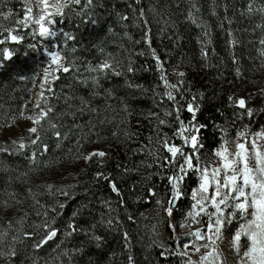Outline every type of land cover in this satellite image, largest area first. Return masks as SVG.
Wrapping results in <instances>:
<instances>
[{
	"label": "trees",
	"instance_id": "16d2710c",
	"mask_svg": "<svg viewBox=\"0 0 264 264\" xmlns=\"http://www.w3.org/2000/svg\"><path fill=\"white\" fill-rule=\"evenodd\" d=\"M30 3L34 8L35 0ZM249 3L251 13L247 11ZM261 7L264 0H93L91 5L81 0L79 5L64 8L62 16H54L52 21L59 34L54 42L63 49L66 63L74 62L75 66L69 73L55 74L59 79L41 100L43 107L53 109L42 121L46 131H40L48 152L41 155L38 151L35 164L28 157L36 146L16 154H0V233H8L0 245V252L5 253L0 255V264H129V256L133 264H184L187 258L174 253L182 250L179 245L192 239L187 232L196 224L186 221V214L193 204L191 193L199 185V174L189 173L186 177L182 184L185 195L176 202L169 218L164 211L170 199L165 175L174 169L160 167L165 153L156 154L159 145L155 141L157 130L171 135L176 122L164 116L171 108L164 97L168 89L160 80L143 37L148 31L151 47L164 62L171 83L180 79L174 71L186 73L181 89L185 97L202 94L197 120L207 127L201 133L204 147L200 156L208 162L215 159L213 151L225 138L234 140L245 126L249 139L264 130V45L260 44L264 28L258 27L264 25V13L258 11ZM9 9L13 15L7 20L0 17V23L16 28L17 34L24 36L19 44L9 41L0 45L14 51L12 59L3 60L4 67L0 68V125L11 126L20 120L13 123L12 117L22 110L24 114L32 101L33 79L36 81L43 71L44 60L37 50L28 48V44L42 41L36 35V42L31 35L35 27L23 28L15 23L24 18V0H0V11ZM141 9L143 18L139 15ZM121 16L128 19L122 20ZM61 30L76 39L65 45ZM233 40L237 41L235 46ZM73 47L75 52L71 51ZM140 52L145 55H138ZM105 59L122 75L88 71ZM129 62L136 72H127ZM93 77L99 78V85ZM129 83L143 88H130ZM233 95L246 98L248 108L254 112L252 118L231 105L228 97ZM182 118L187 121L190 115L184 112ZM160 119L170 121V125H159ZM48 120L57 128L52 129ZM56 131L61 138L54 135ZM175 143L181 141L176 139ZM94 149L108 154L102 167L95 158L91 162L76 159ZM74 161L77 166L69 168ZM99 171L111 175L119 196L108 182L96 180ZM24 186L30 188L27 198L32 204L8 214L5 203H18L25 195L21 190ZM150 188L155 196L149 194ZM157 200L163 202V207ZM60 204L65 207L61 209ZM45 221L59 229L58 236L35 249L33 245L44 235L37 226ZM69 222L79 229L70 237L65 234ZM169 222H187L190 227H177L174 234ZM233 232L225 231L228 237ZM25 233L38 235L28 239ZM92 235L103 238L100 247H96ZM13 237L17 239L13 241ZM12 248L17 255L7 256Z\"/></svg>",
	"mask_w": 264,
	"mask_h": 264
},
{
	"label": "snow or ice",
	"instance_id": "6c2138e0",
	"mask_svg": "<svg viewBox=\"0 0 264 264\" xmlns=\"http://www.w3.org/2000/svg\"><path fill=\"white\" fill-rule=\"evenodd\" d=\"M140 0H136L139 3ZM26 11L23 19L15 21L18 27L28 28L29 20L31 19V14L33 12L32 4L30 0H24ZM93 0H87V5H91ZM36 6H43L42 12L39 19L35 20V24L39 25L38 32L33 31L31 35L35 39L38 34L43 40L49 41V43L44 44L42 48V53L48 58L47 67L43 68V71L38 74L40 80L39 84L35 83L33 79V86L39 88L36 93L37 102L35 108L39 109V112L34 115L24 116L23 110L20 112L19 116H13V123L17 119H24L31 122L32 127L27 129L29 134V139L31 143L26 145L24 143V137L21 136L19 140H12V145L16 146L11 154H16L26 147L32 148L36 146L35 149L31 151L28 159L35 164L37 152L44 155L48 152V145L43 142L40 135V131H46L44 129L42 121L48 119L49 114L53 112L51 107H41V100L44 98L45 91L51 92L52 88L49 83V76H52V80L55 81L59 79L58 75H53V73H69L75 66L74 62L72 64L66 63L67 57L63 55V49H61L60 44L52 42L58 37V32L46 27L43 23L47 15L46 9L49 7L48 0H35ZM70 4H81V0H68V3H58L52 5L56 9V15H63V8L69 7ZM247 11L251 13L253 11L252 4L249 3ZM259 12L264 13V7L258 9ZM12 11L9 9L7 12L0 11V17L7 20L12 16ZM141 18L144 16V12L141 9L139 12ZM122 20L128 19L126 16L120 17ZM189 18L192 19V14L189 13ZM95 23V21H92ZM196 21L193 19L192 21ZM49 24L54 23V21L49 20ZM258 27L264 28V25H258ZM64 44L67 41H73L76 37L69 33L61 30ZM7 33V35H4ZM207 35V33H205ZM0 45H5L7 42H15L19 44L24 40V36L17 34V29L12 27H6L4 24L0 23ZM144 42L148 45L150 50V55L156 63V70L159 72L160 80L163 82L165 89H168L164 93L165 99L170 103V110H165L164 116L171 117L176 122V127L174 128L171 135L157 130L156 144L159 148L156 154L159 155L160 152L165 153L162 156V164L160 167L162 169L172 168L174 171L171 174L165 175L168 186L170 188V199H168V207H164V211L167 216L171 218L173 216V211L176 207V202L181 200L185 193L182 188V184L185 181L189 173L199 174V185L191 193V199L194 203L191 205V210L186 214V221H190L195 224H203V228H196L195 230L187 232V236L192 239L188 243H183L179 245L182 249L181 251L175 252L174 254L187 259L184 260V264H228L230 259L229 255L225 254V250L220 248L217 241H222L224 239L223 231L224 229L232 224L237 219L241 220L242 223L239 224V228L233 233L231 239L228 242L227 252L235 258L236 264H264V151H261L260 147L257 145L255 138L249 139V133L247 126L243 130L238 131L234 140L229 141L224 139L218 149L213 151V157L215 159L204 162L201 159L200 151L204 147L202 143L201 133L202 130L207 127L206 124H201L197 120V114L200 110V104L198 100H202V94L192 95L190 98L185 97L181 93V89L184 88L186 81L183 79L186 75L183 71H174L173 75L179 77L177 83H171L168 79L167 71L164 67V62L160 59L156 49L151 47V38L148 35V31L144 34ZM140 43V41H136ZM237 41L233 40L231 42L232 46H235ZM260 44L264 45V39L260 40ZM28 48L32 50H37L36 44H28ZM59 49V50H57ZM72 52L76 51V48L71 49ZM101 51H103L101 49ZM264 54V53H262ZM14 55V51L10 50L8 47L0 48V68H3V60H11ZM112 54L110 53L109 56ZM140 56H144V52L138 53ZM202 55L207 57L208 53L202 50ZM113 59H115L113 57ZM233 62L235 57H233ZM264 67V64H262ZM148 71V68H144ZM90 72H99L101 74H106L112 72L116 76L122 75V72L117 71L116 67L109 60L105 59L100 64L89 67ZM137 70L129 62L127 66V72L134 73ZM239 74V70H237ZM20 79H27V77L21 76ZM93 82L99 85V78L93 77ZM128 87L132 88H143V85H132L128 84ZM145 91H147L145 89ZM190 91V89H189ZM264 93V89H261ZM111 95V92H109ZM251 95V94H249ZM229 102L234 108L243 110L242 115H246L252 118L254 112L252 109L248 108L247 100L244 97L229 96ZM47 104V101L44 100ZM27 105H25V108ZM187 112L190 115L189 120L182 118V113ZM151 115H157L152 113ZM50 127L56 129L57 125L48 120ZM159 125L169 126L170 121L165 119L159 120ZM10 125H0V127H8ZM39 126V129L38 127ZM35 138H31L32 136ZM54 135L59 139L61 138V133L56 131ZM226 135V134H225ZM256 138L264 140V130L255 134ZM179 139L181 143H175V140ZM243 140V142H239ZM234 144L235 151H230L228 145ZM249 145L250 147L246 146ZM59 147V144L57 145ZM0 152H9L7 147H0ZM108 154L99 149H94L87 154L82 156L78 155L77 160L83 159L85 162H91L96 159L99 166H103L104 158ZM253 161L255 162V167H252ZM218 165V166H217ZM163 174V173H161ZM96 180H103L108 182L109 187L112 192L120 195V190L118 189L115 181L111 178L110 174H105L99 171L95 175ZM51 187V186H49ZM62 191V190H61ZM62 194L67 195V193L62 191ZM149 194L152 196L156 195L154 189H149ZM15 195V194H11ZM156 203L163 207V202L157 200ZM5 207H8L5 203ZM59 207L62 209L65 207L64 204H60ZM56 211V209H52ZM77 213H73L76 216ZM47 216V213H45ZM206 217V219H204ZM200 218V219H198ZM129 219H132L129 216ZM54 223V221H53ZM111 224V221L108 222ZM9 228H11V222H9ZM38 228L44 230L43 237L37 241L33 247L35 249L43 248L50 241L54 240L59 233V229L52 226V223L45 221L44 224L38 225ZM68 229L65 234L66 236H72L74 232L79 229L77 226L69 222ZM177 227L179 228H189L190 223H180L179 225L169 222V228L175 234ZM8 233H0V245L3 244L5 237ZM26 238L31 239L34 235L38 233H25ZM177 240L179 237H175ZM13 241L17 238L13 237ZM91 239L96 243V247H100L103 238L99 235H92ZM124 239L127 242V233L124 234ZM243 239V243H242ZM197 241H203V243H196ZM59 245H57V248ZM210 249V250H209ZM200 254L198 260H193L192 255ZM0 255H5V253L0 252ZM7 256H16L17 253L14 248L10 249L6 254ZM162 256L165 255L164 252L161 253ZM129 264H133V258L128 257Z\"/></svg>",
	"mask_w": 264,
	"mask_h": 264
},
{
	"label": "rangeland",
	"instance_id": "374dc122",
	"mask_svg": "<svg viewBox=\"0 0 264 264\" xmlns=\"http://www.w3.org/2000/svg\"><path fill=\"white\" fill-rule=\"evenodd\" d=\"M57 3H58V0H48L49 7L46 9V12L49 13L50 15H47L46 18H45V20L43 21V23H44V25L46 27H49V28H51L54 31H55L54 23L49 24L48 21L49 20H52V18L54 16H56V9L54 7H52V5H55ZM59 3H62V4L63 3H68V0H59ZM42 9H43V6L42 5L41 6H36V4H35L34 5V8H33V12L31 14V19L29 20V26H32L33 25L35 27L34 28V31H37V32H38V29H39V25L35 24V20L36 19H39V16L41 14H43ZM32 32H33V30H32ZM35 41L37 42V36L35 37ZM52 42H54V41H52ZM47 43H49V41H45V40L42 39V41L37 44V54H38V56L40 58H43V60H44V67H47V64L49 62L48 61V58L45 57L43 55V53H42L43 45L44 44H47ZM55 74H57V73H53V75H55ZM56 81H57V79L55 81H53L52 80V76L51 75L49 76V83H50L51 87L54 85V83ZM35 83L36 84H39L40 83L39 78L36 79ZM38 91H39V88H36L34 86L32 87V96H33L32 97V101L28 105L27 111L24 113V116L34 115V114H36V113L39 112V109H36L35 108V104H36L37 99H38L36 93ZM41 107H43L42 104H41ZM32 126H34V125H32L31 122H29L27 120H24V119H20L19 121L15 122L13 125L5 128V129H1L0 130V147H7L9 149V152L8 153H12L14 151V149L16 148V146L12 145L11 141L14 140V139L15 140H19L21 136H23L25 138L24 139V143L26 145H29L31 143V140L29 139V134L27 132V129L29 127H32ZM37 127L39 129V126H37ZM31 138L34 139L35 136L33 135ZM253 138L256 139L257 145L260 147L261 151H264V140L259 139V138H256L255 135L252 138H250V140L253 139ZM239 142H243V140H241ZM246 146L250 147L249 145H246ZM228 147H229L230 151H235L234 144H231L230 143L228 145ZM27 148L28 147H26L25 149H27ZM25 149H23V150H25ZM23 150H21V151H23ZM1 153H4V152H0V154ZM78 165H80V164H78ZM75 166H77V163L74 161V162H72L70 164V167L69 168H75ZM252 167H255V162L254 161L252 163ZM21 190L25 192L24 197L22 199H19L18 203H11V204L8 203L7 204L8 205V207H7V213L8 214H16L18 212V210L20 212L21 209H26L28 206H30L32 204V200L27 198V195L28 194H31L30 193V188L28 186H24ZM29 197H31V196H29ZM193 203H194V201H193ZM198 219H200V218H198ZM204 219H206V217ZM240 223H242V221L239 220V219H237L232 224L228 225L230 227L227 226L224 229V231H223L224 239L222 241H217V244L219 245V247L222 248V249H224L225 250V254L229 255V257H230V259L228 260V264H236V260L231 255V253H228L227 252L228 242L231 239V236L228 237L227 236V233H225V231L227 229L228 231L234 230V232H235L239 228V224ZM198 227L199 228H203L204 225L203 224H196L195 225V229L198 228ZM243 242L244 241L242 239V243ZM196 243H203V241H197ZM199 255L200 254L192 255V259L193 260H198L199 259Z\"/></svg>",
	"mask_w": 264,
	"mask_h": 264
}]
</instances>
